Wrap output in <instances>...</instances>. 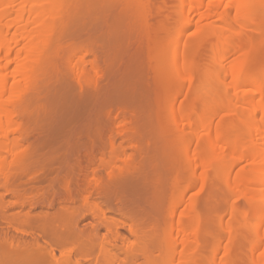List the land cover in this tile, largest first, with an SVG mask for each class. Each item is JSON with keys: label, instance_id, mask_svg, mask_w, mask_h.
<instances>
[{"label": "bare ground", "instance_id": "6f19581e", "mask_svg": "<svg viewBox=\"0 0 264 264\" xmlns=\"http://www.w3.org/2000/svg\"><path fill=\"white\" fill-rule=\"evenodd\" d=\"M151 1L0 0V264H202L201 257L231 264L235 220L228 209L226 223L224 213L213 218L210 177L219 170L227 194L253 203L243 214L255 238L247 262L264 264V68L252 80L241 73L247 58L224 65L226 54L243 48V36L252 41L241 54L264 53V21L248 13L254 0H176L178 26L159 28L152 20L170 4L163 1L168 8L154 14ZM198 26L197 37L183 41V31ZM87 28V39L77 35ZM70 33L71 53L54 54ZM84 45L106 46L110 54H77ZM203 48L211 68H199ZM209 69L224 102L232 87L241 100L223 129L206 126L222 89L193 87L195 74ZM195 108L201 119L193 118ZM30 110L39 121L31 144L16 128V117ZM206 137L212 144L203 151ZM24 142L30 147L23 153ZM236 166L242 169L234 179ZM24 179L47 185L26 189ZM194 186L207 196L189 194ZM213 219L221 234L233 236L225 241L231 248L209 238Z\"/></svg>", "mask_w": 264, "mask_h": 264}, {"label": "rangeland", "instance_id": "374dc122", "mask_svg": "<svg viewBox=\"0 0 264 264\" xmlns=\"http://www.w3.org/2000/svg\"><path fill=\"white\" fill-rule=\"evenodd\" d=\"M157 1V0H156ZM155 0H153V1H151V2H153V4H155V6L153 5V9H156V11H152V13H154V14H156V12H158V9L159 8H161V7H163V5H167V8H168V4H170V7H169V9H167L168 10V12L167 13H165V11H164V14L163 15H158V14H156L157 16H155V18H157L156 20L153 18V20H152V23L155 25L156 24V26L157 27H159V28H161L163 25H165V26H167V25H169V27L171 28L172 26L174 27V28H176V26H178V23H179V21H180V18H179V15H178V13L176 12V7H175V4H176V0H160L159 2L157 1L156 2ZM163 1H166L167 3L166 4H164L163 3ZM230 1V0H229ZM232 1V0H231ZM218 4V3H217ZM224 4H226L225 2H224ZM150 6H152V5H150ZM254 10L253 11H248V13L249 14H254V13H256V12H258L259 14L257 15V17L259 16L260 17V20H261V23L264 21V0H254ZM151 8V9H152ZM256 8V9H255ZM152 9V10H153ZM254 12V13H253ZM86 14H88V12L86 13ZM86 14H82V16H81V19H89V17H86L87 15ZM83 15H86V16H83ZM89 15H91V14H89ZM169 15H170V17H169ZM255 15V14H254ZM92 16V15H91ZM167 16V17H166ZM80 17V16H79ZM82 17H84V18H82ZM256 17V19H258ZM91 18V17H90ZM54 19V18H53ZM75 18H73V20H74ZM78 19V21L77 22H79V19L80 18H77ZM86 19H85V21H86ZM230 19H231V21L234 23V15L232 14L231 15V17H230ZM57 20H58V18H57ZM56 20V21H57ZM259 20V19H258ZM259 20V21H260ZM263 20V21H262ZM84 21V20H83ZM57 22H59V20L57 21ZM68 22V21H67ZM71 22V21H70ZM81 22H82V20H81ZM87 23H85V24H88L89 23V20H87L86 21ZM205 22V21H204ZM207 22V21H206ZM205 22V23H206ZM74 23H76V20H75V22ZM262 24H264V22L262 23ZM170 25H172V26H170ZM199 26H202V24H200ZM193 27V28H191V29H188V30H184L183 32L184 33H182V34H184L183 35V37L184 38H182L183 39V41H190L192 38L194 39L195 37H197V35H198V31H199V29L201 28V27ZM264 26V25H263ZM71 27H73V26H71ZM168 27V26H167ZM68 28H69V26H68ZM207 28H209L208 26H207ZM62 29V28H61ZM64 30H65V28H63ZM67 30V29H66ZM13 31V30H12ZM10 32V34L12 35L13 34V32ZM68 31V30H67ZM71 31V30H70ZM205 31H208L207 29L205 30ZM263 32H264V29L262 30ZM88 32H89V30H88V28L86 29V30H83V31H81V32H75L77 35H80V36H82L84 39H87L88 37ZM262 32V33H263ZM69 33V32H68ZM72 33V32H71ZM70 33V35L68 34V35H66L65 34V36L63 35V37H65V38H60V40L62 41L61 42V44H59L58 46H57V48H56V50H54V54H70L71 52H69L68 50H69V48H72V41L74 40L75 41V39H73V38H71L72 36L71 35H73V34H71ZM8 35V40L9 39H11V35ZM61 34H64V33H61ZM159 34V36H161V38H164L165 39V37H166V35H165V32H159L158 33ZM76 36V35H75ZM74 36V37H75ZM164 36V37H163ZM256 36V35H255ZM264 36V35H263ZM10 37V38H9ZM61 37V36H60ZM188 37V38H187ZM253 37H254V35H253ZM73 39V40H72ZM163 39V40H164ZM186 39V40H185ZM263 39H264V37H263ZM72 40V41H71ZM83 40V39H82ZM193 41V40H192ZM250 41H252V39H250V37H244L243 36V38L239 41L240 43H242L243 45H241V46H243V48L244 49H248V48H246V47H250ZM56 42H57V40H56ZM76 42V41H75ZM79 42V41H78ZM82 42V41H81ZM80 42V43H81ZM238 42V43H239ZM79 43V44H80ZM237 43V42H236ZM238 43L237 44H235V45H238ZM239 43V44H240ZM255 44H256V42H254ZM78 44V45H79ZM82 44V43H81ZM35 45H36V43L29 49V51L30 50H32L34 47H35ZM83 45V44H82ZM166 45V44H165ZM181 45H183V44H181ZM76 46H77V44H76ZM85 46V45H84ZM91 46H94V47H90V46H85L81 51L79 50V52H77V54H110V48H108V47H106V46H99L98 47V45H91ZM97 46V47H96ZM240 45H239V49H241L242 47H241ZM259 46V45H258ZM55 47H56V43H55ZM165 47V46H164ZM237 47H235V48H237ZM241 47V48H240ZM166 48H168V45H167V47ZM182 48H183V46H182ZM241 49V50H239V49H237V50H239V52L238 51H235V52H233V53H231V54H226L225 55V58H224V65L226 66V68H229L231 65H233V63L234 62H237V61H240L241 59H243V57L244 58H247V60L246 61H243V63L241 64L242 66L240 67L241 68V73H243V74H245V75H250V79H252V80H255L256 78H257V71L258 70H260L261 68H264V53H261V52H264L263 50L264 49H260V53L261 54H251V56L250 55H248V56H250V58H248L246 55L247 54H241V53H243L245 50L244 49ZM258 48V47H257ZM260 48V47H259ZM53 49V48H52ZM168 51V50H166V49H164L163 48V51ZM53 51V50H52ZM202 53L200 54V59L198 58V61L200 62V66H199V68H202L201 66V63L204 65V67L205 66H208L209 68H211V66H209V64L207 65L206 63L209 61L208 59H210V57H209V55L211 54L210 53V51H209V49L208 48H203L202 50ZM200 51V52H201ZM92 52V53H91ZM94 52V53H93ZM53 54V53H52ZM243 56V57H242ZM246 56V57H245ZM25 57V56H24ZM208 57V58H207ZM241 58V59H240ZM90 59V58H89ZM88 59V60H89ZM245 60V59H244ZM199 64V63H198ZM14 65V64H13ZM10 66V71H9V73L11 74V72H12V70H14L13 69V67L15 66ZM208 67H206V68H204V70L205 69H207L208 70ZM15 68V67H14ZM206 70V71H207ZM202 71V70H201ZM206 71L205 72H203L202 71V73H201V76L200 77H198V73L197 74H195V75H197V76H195V77H198V80H197V82H195V80H196V78L194 77V79H193V83H194V85H193V87H194V89L196 90L197 89V92L199 91V93L201 92V93H204V92H206L207 90H208V86L209 85H211V89H213L214 87L216 88V89H213V90H215V92L217 91V89H219V88H221L222 89V91L220 90V92H218L217 91V93H218V95L214 98V101H213V105H214V108H215V113L216 114H214V117L213 118H211V120L210 121H208L207 123H206V126L207 125H209V124H211V126H212V129H215L216 128V126H219L220 125V128H221V126L224 124V123H226L227 122V117L226 116H229L228 114H232V115H234L235 113L234 112H237L238 110H240V106H241V100L240 99H238V94L233 90V87H232V89H230V91L228 92V94L230 95V99H228L229 100V102H228V100L226 99V101L228 102H226V105H230L229 107L228 106H226L225 105V102L223 101V99H225L223 96H225V91H224V95L222 96V93L221 92H223V87H221L220 86V84H219V82L217 81V79L215 78V76H213L212 75V72L210 71V69H209V73H206ZM11 77V76H10ZM227 76L225 77V79L227 80ZM225 80V81H226ZM252 80H248V81H246L247 82V84L248 85H250V86H252L253 84H252ZM228 82L230 81V79L228 78V80H227ZM226 81V82H227ZM11 82H13V80L11 79ZM197 83V84H196ZM213 85H214V87H213ZM249 86V87H250ZM213 87V88H212ZM231 87V86H230ZM193 89V88H192ZM191 89V90H192ZM248 89V88H247ZM250 89V88H249ZM191 90H190V92H191ZM195 90H192L193 92H191L192 94L194 93V91ZM234 91V92H233ZM263 91H264V89H263ZM184 92H185V94H184ZM184 92H183V96H181L180 97V102H184V100H185V96H186V91L184 90ZM190 92H188V94L190 93ZM233 95H232V94ZM222 96V98H221V96ZM232 95V96H231ZM190 96V95H189ZM219 96V97H218ZM183 97V98H182ZM234 97V98H233ZM182 99H184L183 101H181ZM231 99H233V100H231ZM235 99H237V100H235ZM234 101V102H233ZM236 101V102H235ZM231 102H233V103H231ZM199 106V105H198ZM196 108H197V106H195ZM229 109H228V108ZM194 109V111H195V113L193 114V118H197V119H201L200 118V113L199 112H202L201 110H202V107H200V108H197L198 110H199V112L197 111V109ZM228 110H227V109ZM193 109V108H192ZM34 113V110L32 111V110H30L29 111V113L27 112V113H25V115H27L25 118L23 117V118H21L22 116L20 115V113H19V115L21 116L20 118H17L16 117V122H17V126H16V128H19V126H23V128H21L20 127V129H22V130H24V132L26 133V134H29L30 135V138H29V140L30 141H28L30 144L32 143V142H34V136H36L37 135V132H38V130H39V121H38V119H36L37 117H35V116H33L32 114ZM22 114V113H21ZM28 114H30V115H28ZM28 116H29V120H28ZM19 117V116H18ZM30 118H31V120H30ZM34 120H33V119ZM224 118H225V121H224ZM231 119V118H230ZM35 120H37V121H35ZM231 120H233V117H232V119ZM230 120V121H231ZM28 121H29V123H28ZM222 121H224L223 122V124H222ZM15 122V123H16ZM23 124H25V125H23ZM38 124V125H37ZM204 125V124H203ZM203 125L201 126L202 128H203V130L205 129L204 127H203ZM214 126V127H213ZM24 127H25V129H24ZM217 128H219V127H217ZM199 129H200V131H202L201 130V128H200V126H199ZM221 129H223V128H221ZM216 130V129H215ZM214 131V130H213ZM215 132V131H214ZM36 134V135H35ZM16 137H18V134H16L15 135ZM33 136V137H32ZM214 137V136H213ZM36 138V137H35ZM28 142H24L22 145L23 146H20L21 147V150L23 149V153H24V151H26L27 152V148L28 147H30L29 145V143ZM200 142H202V143H200L201 144V146H200V148H201V150H203V151H208V149L210 148V146H211V144H212V140L211 139H209V138H204L203 140H201ZM26 146V147H25ZM19 147V148H20ZM24 147L26 148V149H24ZM21 150H18V149H15V153H20V151ZM2 155H1V157H4V159L6 160V162L7 163H10L11 161H12V158H11V155H9V154H7V152H2L1 153ZM20 154H22V151H21V153ZM240 169H242L241 168V166H236L235 168H233V170H232V178H234V179H236L237 178V176H239L240 175V172H241V170ZM201 171V174L203 173L202 172V170H199V172ZM206 172V175L208 174V177H209V175H211V173L209 174V173H207L208 171H205ZM218 172V174L216 173L214 176H211L210 178H212L213 180L215 179V184L212 182V184L214 185H211L212 186V188L214 187V191L215 192H213V190H212V196L213 195H215L213 198H214V200H216L214 203H215V205L213 204V206H215V207H213L214 208V219H215V217H216V215L218 216V214L220 215V214H222L223 215V213H224V216H225V211L228 209V212L230 211V213H229V217H230V219H232L234 222L232 223L230 220V222L233 224V230H232V235H234V233H235V235H237V236H240V238L239 237H237V236H235L234 235V239L232 240V242H231V237H233L232 235L231 236H228L227 234H225V233H220L219 231H218V229H219V227H218V229H217V226L219 225V223H217L216 222V220H214L213 219V223L210 225V227H212V229H213V234H211V236L209 237V238H211L212 236H215V238H221V240L223 241L222 242V244L223 245H226V244H229V247L231 248V246H230V243H226V242H228V241H226L227 239L229 240V242H231L232 244V248L230 249L231 250V253L233 254V256H231V264L233 263V264H252V263H250V260H249V262H247L248 260L247 259H249V258H247V254H248V249H249V247L251 246V242H252V239L254 240L255 238H253V236L252 235H254V233H252L253 231H252V229H251V227H249L250 226V224L245 220V219H243L244 217V213L245 212H247V211H249V209L253 206V203H252V201H249L250 199H248V198H246V199H242V198H240V197H236L235 195H233L232 194V196H231V194H227V191L225 190V188H224V186H223V178L222 177H224V176H222V175H224V174H221V173H223V172H221L220 170L219 171H217ZM210 178H209V182L211 183V180H210ZM0 182H1V179H0ZM25 183V184H24ZM28 183V184H27ZM23 187H25L26 189L27 188H31V187H33V186H35V187H37V186H42V187H44V186H46L47 185V182H43V183H29L26 179H24L23 180ZM37 184V185H36ZM30 186V187H29ZM197 188H195V186L193 187L194 189H192L191 191H189L188 193L189 194H194V193H198L199 195L201 194V196H203V194H204V197H205V190H204V192H203V190H201V189H198V186H196ZM25 188H23V189H25ZM197 190V191H196ZM201 190V191H200ZM199 191V192H198ZM41 193L43 192L42 190L40 191ZM194 192V193H193ZM200 192H202V193H200ZM206 193H207V191H206ZM228 193H229V191H228ZM188 194V195H189ZM208 195H209V193H207ZM228 195H230V196H228ZM11 195H7L6 196V200H8L9 202L11 201V202H13V201H15V199L14 198H12V196L10 197ZM207 196V195H206ZM228 196V197H227ZM230 197V198H229ZM199 198H202V197H200L199 196ZM227 198V199H226ZM240 198V199H239ZM229 199V200H228ZM248 199V200H247ZM228 204H227V203ZM251 202V203H250ZM227 204V206H226V204ZM231 203H233V206H232V204ZM235 203H237V204H235ZM230 205H231V208H230ZM238 205V206H237ZM239 208L240 207V209H238V210H235V208ZM216 208V209H215ZM226 208V209H225ZM230 208V209H229ZM233 208V209H232ZM225 210V211H224ZM241 210V211H240ZM39 211V210H38ZM233 211H237V212H233ZM240 211V212H239ZM9 213H12L13 211L12 210H9L8 211ZM227 212V211H226ZM36 213H37V211H36ZM224 216H221V218L222 217H224ZM219 217V216H218ZM229 217H227L228 219H229ZM226 216L223 218V219H221L220 220V222H221V224L222 223H226ZM227 219V220H228ZM241 219H243V220H240ZM92 220V221H91ZM223 220V221H222ZM225 220V221H224ZM94 222L93 221V219L92 218H90L89 220H86V221H84L83 223H82V225L83 224H85V222ZM215 221V222H214ZM239 221V222H238ZM244 222V223H243ZM215 223H217V224H215ZM215 224V225H214ZM212 225H214V226H212ZM217 225V226H216ZM0 226H1V223H0ZM216 226V227H215ZM250 230H249V229ZM237 229H238V231L240 230V233L237 231ZM0 230H1V228H0ZM122 232H124V230H121ZM210 231H211V229H210ZM235 231H237V232H235ZM250 231H252V232H250ZM102 234H105L106 233V231L104 230V229H102V232H101ZM220 234V235H219ZM223 238V239H222ZM238 238L240 239V241L238 240ZM235 240H237V241H239V242H235ZM209 241H211V239H209ZM212 241H213V239H212ZM216 241V240H215ZM226 241V242H225ZM234 241V242H233ZM255 241V240H254ZM224 243H226V244H224ZM254 243H252V245H253ZM252 247V246H251ZM250 247V248H251ZM250 250V249H249ZM261 251V250H260ZM260 251H258L259 252V254H257L256 255V257H258L259 255H260ZM250 252V251H249ZM59 253H57V255H58ZM231 254V255H232ZM250 255V254H249ZM220 256V259H221V257H222V254L221 255H219ZM204 257V256H203ZM234 257V258H233ZM233 258V259H232ZM201 259H202V261H204V263L206 264V259L205 258H202L201 257ZM204 259V260H203ZM218 259H219V257H218ZM219 259V260H220ZM252 262V261H251ZM204 263H202V264H204Z\"/></svg>", "mask_w": 264, "mask_h": 264}]
</instances>
